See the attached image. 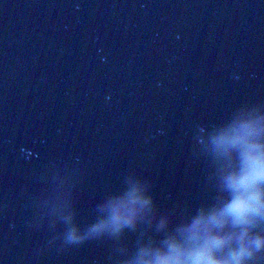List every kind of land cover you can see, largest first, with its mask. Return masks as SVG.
<instances>
[{
	"label": "water",
	"instance_id": "1",
	"mask_svg": "<svg viewBox=\"0 0 264 264\" xmlns=\"http://www.w3.org/2000/svg\"><path fill=\"white\" fill-rule=\"evenodd\" d=\"M238 117H264V0H0V264H127L213 201ZM133 185L153 210L91 232Z\"/></svg>",
	"mask_w": 264,
	"mask_h": 264
},
{
	"label": "clouds",
	"instance_id": "2",
	"mask_svg": "<svg viewBox=\"0 0 264 264\" xmlns=\"http://www.w3.org/2000/svg\"><path fill=\"white\" fill-rule=\"evenodd\" d=\"M217 195L179 224L159 219L157 233L127 264H260L264 261V117H238L212 138ZM153 199L133 185L105 206L91 232L132 228ZM70 239L76 237L70 236Z\"/></svg>",
	"mask_w": 264,
	"mask_h": 264
}]
</instances>
